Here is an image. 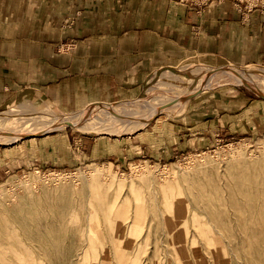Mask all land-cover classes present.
<instances>
[{
    "label": "crops",
    "instance_id": "0c3cea01",
    "mask_svg": "<svg viewBox=\"0 0 264 264\" xmlns=\"http://www.w3.org/2000/svg\"><path fill=\"white\" fill-rule=\"evenodd\" d=\"M223 64L264 67V6L243 15L233 0H0V111L136 97L157 77ZM205 92L132 135L78 140L90 159L124 163L264 130V99L249 88ZM69 143L60 131L0 144V179L13 167L72 162Z\"/></svg>",
    "mask_w": 264,
    "mask_h": 264
},
{
    "label": "rangeland",
    "instance_id": "374dc122",
    "mask_svg": "<svg viewBox=\"0 0 264 264\" xmlns=\"http://www.w3.org/2000/svg\"><path fill=\"white\" fill-rule=\"evenodd\" d=\"M188 1L199 5L206 0ZM233 1L243 15L256 6H264V0ZM218 66L235 68L247 77L251 75L253 82L264 89V67ZM218 66H197L177 78L157 77L140 95L110 101L112 108L123 115L147 116L146 102H160L156 98L167 102L195 91L207 73ZM207 83L202 91H215L217 95L221 90L228 93L237 87L249 88L227 71H220ZM188 103L189 99L174 104L156 117L175 116L185 110ZM21 105L0 111V116L8 117L2 130L26 131L27 126L20 122L31 116L45 120L64 117L76 121L81 111L88 110L91 104L58 109L48 102L27 103L25 105L31 109L19 112ZM89 112L100 122L93 130L66 125L50 131H61L69 138L72 162L13 167L0 179V203L8 200L15 206L27 202L37 216L36 222L31 223L35 227L46 225L57 230L68 224L75 212L80 213L79 223H83L88 212L100 201L112 208L109 216L102 215L98 221L99 230L105 237L83 261L77 262L79 245L74 236H59L58 239L49 234L43 237V244L48 245L47 252L38 257L42 264H264V190L261 193L264 189V130L245 137H225L215 133L207 146L177 152L167 159L143 155L119 163L110 159H90L82 139L78 138L84 135H132L148 122L133 128L125 119L110 117L111 113L105 108L95 107ZM85 114L82 116H89ZM15 140L0 136V144L9 145ZM95 184L97 191L90 187ZM177 194L192 202L198 201L184 220L173 219L165 209V199ZM192 213L197 220L193 219ZM138 215L140 217L134 221ZM120 218L125 219L122 228H118Z\"/></svg>",
    "mask_w": 264,
    "mask_h": 264
},
{
    "label": "bare ground",
    "instance_id": "6f19581e",
    "mask_svg": "<svg viewBox=\"0 0 264 264\" xmlns=\"http://www.w3.org/2000/svg\"><path fill=\"white\" fill-rule=\"evenodd\" d=\"M220 71H227V72L231 73L240 82L247 80L251 84L258 86L257 83L253 82V78L251 75H250V77H247L245 75V73H241L237 69H236V71L239 73V76L230 70L222 69V70H218V71L212 73L210 75L209 79L211 77H213L214 75H216L217 73H219ZM208 80L206 81L204 87L208 84L207 83ZM199 87H201V85ZM261 90H263V92H264L263 88ZM179 97L180 96L178 95L177 97L173 98V99H177V100L174 103L168 105L167 107L161 109L159 112L162 113L163 110H165L166 108H168L174 104L183 103V101L180 100ZM173 99H171L170 101H173ZM156 100H158L160 102L148 101L144 104V107L148 111V115L144 116V117H135V116L123 115L120 113H117V114L121 115L122 117L117 116L108 109V108H111L113 110V108H112L113 103L108 102L109 103L108 106L105 105L103 107L100 105H93L91 107H88L87 108L88 110L84 109L83 111H81L82 114H81L80 118L76 121H73L70 119H65L64 117L61 118L60 120H54V119L53 120L52 119L45 120V119H41L38 117H32L31 116L29 118H26V121L20 122V125H26L27 126L26 131H21L22 129H19L18 131H10L11 134H6L5 132H9V131L2 130L4 128V125L8 121V117L7 116H4V117L0 116V136H8V138L10 140H15V139L22 138V135L25 133H37L38 132V133L44 134V133L50 132L52 130L62 128L64 126H66L67 123H69L68 125L75 126V127L80 126V128H82V129H92V128H94L95 124H98V125L100 124L99 120H97L96 117H91L92 113L89 112L91 110L93 112V109L95 107L107 109L108 112L111 113L110 117H112L114 119H125L126 124H129L130 126H133V128H135L138 125H140L141 123H143V124L146 123L144 120L148 119L149 117L154 115L158 111L159 106L169 102V101H167V102L161 101L162 99H160V98H156ZM30 109H31L30 106L21 105L18 108V111L23 112V111L30 110ZM84 112L86 113L85 115L89 114V116H87V117L82 116L84 114ZM95 127H97V126H95ZM263 184H264V181H263ZM259 186H261V185H259ZM90 187L93 191L98 190V187L96 184L91 185ZM250 187H252V186H250ZM245 189H247V186ZM256 189H257V187H256ZM242 190H244V189H242ZM262 190H264V189H261V193H262ZM247 191L250 192L248 189H247ZM245 194L246 193H244V196H245ZM258 197H259V195H258ZM262 198L263 197L261 195V199ZM248 199H249V197H248ZM259 199H260V197H259ZM165 201H166L165 202V209L172 214L173 219H177V220L186 219L187 215L190 213V209L192 208V206L196 205V203L198 202V201L192 202L189 199L183 198V196L179 195V194L173 195L171 197V199L166 198ZM241 201H242V199H241ZM251 201H254V200H251ZM262 201H264V200H262ZM251 204H253V203H251ZM263 204L259 203V206H263ZM214 205L216 207V204H214ZM239 205H238V207H239ZM248 205H249V203H248ZM212 207H214V206H212ZM198 208H200V207H198ZM202 209H204V208H202ZM111 210H112L111 206H108L107 204H103L100 201V203L97 207H94L93 209H91L88 212V216L85 218L86 220H83L84 221L83 223H79L80 222L79 221V214L80 213L75 212V213H73V214H75V217H70L71 221L68 220V224H63L60 227H58V229H57L58 231H57L56 228H54L52 226L49 227L46 225H41V226L35 227L34 224L32 225L31 223L36 222L37 216H36L35 212L33 211V209L28 205L27 202L18 203L17 205L14 206L8 200L2 201L0 203V264H42V261L38 257H40V255H42V254H46V252H47L46 246H48V245H44L46 242L43 244V237L45 238V236H47L49 234L54 235L57 238L59 236H67V235L74 236L73 238L78 241V245H79L77 252H76L77 262L83 261L86 257L89 256V253L91 251H94L97 249V247L101 244L103 237H105L103 235V232L99 230L100 227H99L98 221L100 219V216H102V215L107 216L108 213L111 212ZM212 211H211V213H212ZM218 212L219 211H215V213H218ZM192 214H193L192 215L193 219L197 220L196 215L194 213H192ZM219 214H220V212H219ZM117 216L118 215H116V217ZM138 217H140V216L138 215L137 217H135L134 221ZM173 219H172V223H173ZM124 221H125V219L120 218V224L118 225V228H122V225H124ZM110 228H108V229H110ZM114 231H115V227L112 228V233H114ZM44 240H46V239H44ZM51 241L53 242V240H51ZM178 260H179V258H178ZM181 264H182V262H181Z\"/></svg>",
    "mask_w": 264,
    "mask_h": 264
},
{
    "label": "water",
    "instance_id": "95a60500",
    "mask_svg": "<svg viewBox=\"0 0 264 264\" xmlns=\"http://www.w3.org/2000/svg\"><path fill=\"white\" fill-rule=\"evenodd\" d=\"M222 69H227V70H230V71H232L233 73H235L236 75H238L239 76V73L235 70V69H233L232 67H226V66H218V67H216V68H213L211 71H209L208 73H207V75H206V79L212 74V73H214V72H216V71H218V70H222ZM206 79H204L203 80V82L201 83V87H199L198 89H196L195 91H192V92H189V93H186V94H184V95H181L180 97H179V99L180 100H182V101H186V100H188V99H190V98H192V97H194V96H196L197 94H199L200 92H202V90H203V88H204V85H205V80ZM243 83H245V85H247L249 88H251V90L257 95V96H259L260 98H262V99H264V92H263V90H261V88H259L258 86H255V85H253V84H251L250 82H248L247 80H244L243 81ZM177 99H173V101H169L168 103H165V104H163V105H161V106H159L158 107V111L154 114V115H152L151 117H149L148 119H145L144 121L145 122H149V121H151L152 119H154L156 116H157V114H159V111L161 110V109H163V108H165V107H167L168 105H170V104H172V103H174L175 101H176ZM91 105H89V107H91V106H93V105H100V106H105V105H109V103L108 102H106V101H95V102H92V103H90ZM112 113H114L115 115H117V116H120V117H122L121 115H119V114H117L116 112H114L111 108H108ZM69 123H67V125H68ZM6 134H11V132H5ZM41 133H25V134H23L22 135V138H25V137H33V136H39Z\"/></svg>",
    "mask_w": 264,
    "mask_h": 264
},
{
    "label": "built area",
    "instance_id": "2783aa9c",
    "mask_svg": "<svg viewBox=\"0 0 264 264\" xmlns=\"http://www.w3.org/2000/svg\"><path fill=\"white\" fill-rule=\"evenodd\" d=\"M192 2L198 3L199 0H191Z\"/></svg>",
    "mask_w": 264,
    "mask_h": 264
}]
</instances>
